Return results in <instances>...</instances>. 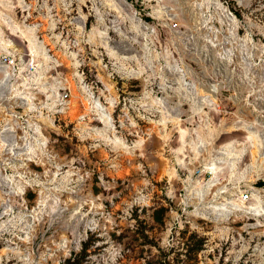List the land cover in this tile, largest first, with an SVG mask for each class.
<instances>
[{"label": "rangeland", "instance_id": "rangeland-1", "mask_svg": "<svg viewBox=\"0 0 264 264\" xmlns=\"http://www.w3.org/2000/svg\"><path fill=\"white\" fill-rule=\"evenodd\" d=\"M0 53V264H264V0H0Z\"/></svg>", "mask_w": 264, "mask_h": 264}, {"label": "built area", "instance_id": "built-area-1", "mask_svg": "<svg viewBox=\"0 0 264 264\" xmlns=\"http://www.w3.org/2000/svg\"><path fill=\"white\" fill-rule=\"evenodd\" d=\"M1 59H3V61L6 62V63H8V64L11 62V60H10V59H11L10 56L3 57V56H1V53H0V60H1ZM0 65H1V61H0ZM62 98L65 99V97H62ZM244 198H247V196H244Z\"/></svg>", "mask_w": 264, "mask_h": 264}, {"label": "bare ground", "instance_id": "bare-ground-1", "mask_svg": "<svg viewBox=\"0 0 264 264\" xmlns=\"http://www.w3.org/2000/svg\"><path fill=\"white\" fill-rule=\"evenodd\" d=\"M89 100V99H88ZM94 101V100H93ZM92 101V102H93ZM97 104V103H96ZM96 109H98V110H100L101 109V111H103V109L102 108H100V106H99V104H97V107H95ZM80 115V114H79ZM80 117V116H79ZM81 118V117H80ZM79 119V118H78ZM226 208V207H225ZM220 215V214H219Z\"/></svg>", "mask_w": 264, "mask_h": 264}, {"label": "trees", "instance_id": "trees-1", "mask_svg": "<svg viewBox=\"0 0 264 264\" xmlns=\"http://www.w3.org/2000/svg\"><path fill=\"white\" fill-rule=\"evenodd\" d=\"M129 1V0H128ZM131 1V0H130ZM69 263H71L69 260L68 261H66V264H69ZM74 263H76V261L74 262Z\"/></svg>", "mask_w": 264, "mask_h": 264}]
</instances>
